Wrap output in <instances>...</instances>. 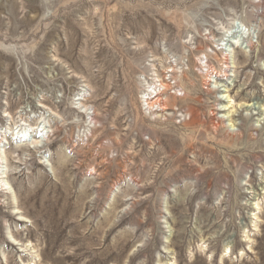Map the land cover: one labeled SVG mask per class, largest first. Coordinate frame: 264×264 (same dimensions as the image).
<instances>
[{
    "label": "rangeland",
    "instance_id": "374dc122",
    "mask_svg": "<svg viewBox=\"0 0 264 264\" xmlns=\"http://www.w3.org/2000/svg\"><path fill=\"white\" fill-rule=\"evenodd\" d=\"M0 140V264H264V0H0Z\"/></svg>",
    "mask_w": 264,
    "mask_h": 264
},
{
    "label": "bare ground",
    "instance_id": "6f19581e",
    "mask_svg": "<svg viewBox=\"0 0 264 264\" xmlns=\"http://www.w3.org/2000/svg\"><path fill=\"white\" fill-rule=\"evenodd\" d=\"M222 57V61L221 60H219V62L222 64V66H226L227 65V57L225 56V55H223V56H221ZM222 62H224V63H222ZM221 66V67H222ZM205 68L207 69V73H205V75H204V78L205 79H208V78H210L211 76H213L214 75V73H215V69H213V67H210V65L208 64V62H206L205 63ZM225 68H228L227 66L225 67ZM222 72V71H221ZM222 73H224V75H225V73H226V71H224V72H222ZM209 74L211 75V76H209ZM220 74V73H219ZM225 77H226V75H225ZM159 84H160V87L163 89V92H161V91H158V92H154V94L153 93H151V94H153V95H150V97L149 98H147V100L145 101V103H146V105H147V107H148V110H153L154 109V107H157V109L159 110V112H165V111H167L168 110V108H175L176 107V104H175V102H177L178 100L181 102V103H183V104H186V100H185V98H184V96L185 95H183V97L182 98H179V97H177V96H170L166 91H168V90H170V88H169V86L167 85V84H164L163 83V81H159ZM177 87H180L179 85L177 86ZM179 91H182V89H180ZM168 94V95H167ZM212 94H215V93H212ZM166 96L164 99H163V96ZM226 99L228 98V101L226 102V104H230L231 102H230V97L229 96H227V97H225ZM223 99V98H222ZM215 102L216 103H220V102H222L221 100H217V99H215ZM188 103V102H187ZM223 103H225L224 101H223ZM190 105V104H189ZM218 105V104H217ZM191 107H186L185 106V112H184V114H186V115H188V117H189V119H188V122H185L184 124L185 125H188V123H191V122H195V118H196V116H197V109L195 110L194 108H192V105H190ZM242 106V105H241ZM227 107V106H226ZM183 108V107H182ZM223 108H224V106H223ZM247 108V107H246ZM250 108V107H249ZM226 109V108H225ZM182 110V109H181ZM184 110V109H183ZM182 110V111H183ZM227 110V112H228V110L229 109H226ZM225 111V110H224ZM236 113V112H235ZM213 114V113H212ZM153 115V114H152ZM151 115V116H152ZM228 118H232V117H229L228 116ZM94 122V121H93ZM219 124H223V121H221ZM21 127V126H20ZM22 127H23V125H22ZM39 127L40 126H38V132L40 131H42V130H39ZM24 129H25V131L28 129V127L26 128V127H24ZM30 129V128H29ZM32 131V130H31ZM36 131V130H35ZM37 131H36V133H37ZM45 131V130H44ZM24 132V131H23ZM43 132V131H42ZM21 134V133H20ZM25 134V133H24ZM26 134H27V132H26ZM25 134V135H26ZM23 135V134H22ZM38 137H40V136H38ZM19 138V137H18ZM21 138V137H20ZM29 137H25V139H28ZM22 139V138H21ZM20 139V140H21ZM230 139V138H229ZM19 140V139H18ZM23 140V139H22ZM24 143H25V141H24ZM37 143H39V141L37 142ZM0 144L1 145H3L4 143L0 140ZM20 144V143H19ZM0 145V150H1V148H2V146ZM29 145H31V144H29ZM36 147L38 146L39 147V145L37 144V145H35ZM26 147H28V145L26 146ZM3 159H5V158H2V153L0 152V169L2 168V163H3ZM1 170H3V169H1ZM5 175H4V172L2 173V172H0V192H2L4 195H11V189H10V187L8 186V184H7V182H5L4 181V177ZM3 195V196H4ZM227 249L228 248H226L225 250L227 251ZM225 253V252H224ZM226 255H228V254H226ZM172 264H174V263H172Z\"/></svg>",
    "mask_w": 264,
    "mask_h": 264
}]
</instances>
